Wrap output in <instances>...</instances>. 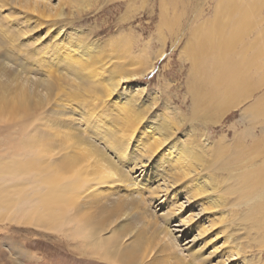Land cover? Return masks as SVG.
Masks as SVG:
<instances>
[{
	"label": "bare ground",
	"instance_id": "bare-ground-1",
	"mask_svg": "<svg viewBox=\"0 0 264 264\" xmlns=\"http://www.w3.org/2000/svg\"><path fill=\"white\" fill-rule=\"evenodd\" d=\"M58 4L0 0V9L26 11L28 24L27 32L12 33L0 21V214L51 235L78 259L96 257L101 264H225L224 258L244 254L252 243L264 245V129L259 136L252 134L264 126V19L255 16L264 1L218 0L211 16L197 14L201 22L181 50L191 64L194 103L185 132L178 110L167 105L150 112L157 97L147 99L144 89L133 86L147 71L138 67L146 60L137 54L135 38L122 35L100 42L83 29L65 31L58 23L67 22L66 5L79 15L90 4ZM27 12L37 14L41 25L53 20L57 42L44 46L47 52L31 40L34 34L25 38L37 30ZM166 15L163 24L173 27L178 19L169 22ZM181 33L173 38L174 50L185 36ZM256 77L259 81L251 80ZM124 82L130 84L124 88ZM251 100L242 110L251 128L236 132L234 144L225 135L209 140L211 125L221 124L231 110ZM43 120L71 127L48 126L46 135L38 134L35 129ZM196 123L204 129L197 130ZM150 143L153 154L167 144L149 163L145 152ZM117 167L118 183L125 186L102 190L105 173ZM125 172L132 188L127 187L130 177L122 178ZM185 173L198 177L173 189L158 215L156 187L168 180L183 182ZM194 191L197 196L207 192L209 198L187 209H211L190 225L195 236L208 225L204 231L217 227L213 235L223 229L226 237L224 250L215 255L207 248L210 236L202 239L205 244L196 241L182 249L183 240L173 230L177 216H164ZM179 247L182 253L173 259Z\"/></svg>",
	"mask_w": 264,
	"mask_h": 264
},
{
	"label": "rangeland",
	"instance_id": "rangeland-1",
	"mask_svg": "<svg viewBox=\"0 0 264 264\" xmlns=\"http://www.w3.org/2000/svg\"><path fill=\"white\" fill-rule=\"evenodd\" d=\"M41 1L47 2L48 5L51 7L53 6V8L59 5V0ZM87 1L90 4L88 9L79 15L74 14V9L66 5L65 12L68 16L67 22L65 21L63 24L58 23V25H63L65 31H68L70 27L83 29L94 41L98 40L104 42L111 37L118 38L122 35L123 37L127 36L126 38H135L136 47L138 49L140 48L136 50V52L138 51L137 54L140 56L143 55L144 57L146 56L145 58L141 56L146 62H143V64L140 65L141 67H138L144 68L147 71H142L141 75L138 77V81L134 82L133 86H138L137 89H144L147 99L157 97V112L164 111L167 105L178 110L185 118L181 132L188 131L190 125L189 120L192 117V104L194 105L189 91L192 69L189 60L181 55V50L191 35L190 32L192 27L201 22L199 18L196 19L197 14H201L200 17H203L202 19L211 16L218 0ZM164 8H168V11L164 10ZM258 8L261 10L255 11V16L263 20L264 6ZM25 12L26 11L19 8L11 9L10 6L0 9V21L4 23L3 27L5 29L8 28L7 30L11 29L12 33L17 30L27 32L28 24L25 21ZM27 13L32 17L31 23L33 26H37V30L33 33L34 35L32 34V38L31 35L29 36V33H26L25 38H28V41L31 38L35 45L39 46V49L43 50V52H47L48 48L44 46L48 45L47 47H50L57 42H54V29H51L53 20L49 19L47 22L48 24L41 25L37 21V19H39L37 14ZM162 14L164 16L167 14L166 16L169 22L173 20L174 17V19H178V22L181 23L178 24V22H176L173 27L170 26L167 28V26L163 24L166 18ZM163 17L165 19H163ZM181 30V34L185 36L182 37L180 45L174 50L172 48L173 38ZM164 39H166L165 46L163 44ZM44 40L48 43L42 44ZM51 42L54 43L52 44ZM16 44H22L21 40H18L17 37ZM162 51H164L162 57H158ZM147 58L149 59L147 60ZM148 71L151 73L148 74ZM258 79L259 78L256 77L251 80L259 81ZM129 84V82L125 83L123 85L124 88ZM255 96H259V93L255 92ZM252 102V100L248 101L240 108L231 110L221 124L211 125L207 131L209 140L217 142L220 140L221 136L225 135L228 140L234 144L235 133L242 132L252 126L249 117L242 113V110ZM193 126H195L197 130L204 129L201 123H196V125ZM263 129L264 126L258 125L252 134L259 136ZM230 153L231 151H229V154ZM165 199L166 198H163V204L159 202L160 200H157L154 205V207L157 208L158 215L162 214L165 207L168 206ZM181 200H184V198L182 197L180 201ZM187 208L180 216H177L173 230L183 228L182 225H179V220L187 214L192 213V211H189ZM242 210L243 209L239 211L242 212ZM246 227H249L248 223ZM190 229L191 226L183 228L180 232L174 231L176 236L183 240V244L181 243V245L184 250L193 245L192 239L196 235L195 230ZM217 229V227L214 228L215 231ZM243 232L244 231H241L240 235ZM214 233L215 232L208 235V237L210 236V240L214 237ZM210 240L206 238L207 242ZM55 241L56 240L51 235L39 232L32 227L18 226L10 220V217L0 214V264H15V253H19L20 257L26 261L31 259L35 260L36 264H76V261L80 260L76 255L75 257L66 246H60ZM201 241L205 244L204 240H197L198 246L201 244ZM238 242H240V240ZM221 243L222 241H216L214 243L216 244L215 247ZM212 245L211 243L208 245L207 248H209V251H213V248H210ZM251 245L252 248L245 249V253L237 256L238 259L235 261L226 259L227 257L224 258L226 261L225 264H264V245L258 243H252ZM224 248L225 247H223L222 250H224ZM216 262L217 261H214L215 264Z\"/></svg>",
	"mask_w": 264,
	"mask_h": 264
},
{
	"label": "snow or ice",
	"instance_id": "snow-or-ice-1",
	"mask_svg": "<svg viewBox=\"0 0 264 264\" xmlns=\"http://www.w3.org/2000/svg\"><path fill=\"white\" fill-rule=\"evenodd\" d=\"M17 7H19V5H17ZM33 32L29 33V36L32 35ZM127 82V81H125ZM124 82V83H125ZM157 107V105L153 104L152 108L150 109V112L155 109ZM147 119V118H146ZM146 119H144V122L146 121ZM143 122V123H144ZM142 123V124H143ZM141 124V126H142ZM52 127L54 129H59V130H65L68 129L69 126L66 123H52V122H48L43 120L41 122L40 125H38L35 129V132L38 134H42V135H46V133L43 131V129L45 127ZM132 139L135 138V136L130 137ZM153 143V142H152ZM152 143H150V145L146 146V152H145V157L148 160V162H151V159L159 154L160 151L163 150V147L168 143H165L163 147H159L158 146V150L154 151V154L152 151H149L150 146L152 145ZM147 164L142 165V167H147ZM117 173H119V167H117L116 172H107L105 173V176L107 177V180L104 182V186L102 190L105 189H109V188H114L117 185H121V186H125L124 184L118 183V180L120 178H118ZM129 174L128 173H123L122 178H129ZM198 177L196 173H192L191 175H188L187 173H185V178L183 180V182H177V181H165L162 185L157 186L155 189V198L159 199L161 204H163L164 200L163 198L167 197L168 194H170L172 192L173 189H175L176 187H178L180 184L187 182L193 178ZM134 182L131 180L130 177V182L127 184V187L132 188L134 186ZM196 193V191L192 192L190 195L186 196L184 198V200L179 201L178 203H176L175 205H173L170 209H168L167 213L164 214V216H168L169 214L171 216H180V214L182 212H184V210L191 205L192 203H194L197 200H203L206 198H209V194L207 192L203 193L202 195H194ZM153 195V191L151 192V196ZM211 211V209L207 208L206 206L202 207L198 212L195 213H189L186 216H184L182 219L179 220V225H182L183 228H187L190 225L194 224L197 220L200 219L201 216L208 214ZM123 226V224H121V227ZM183 228H177L174 231L180 232L183 230ZM208 228V225L203 227L202 230H200L197 234V236H195L192 240V243H195L197 240H201L203 238H205L206 236H208L210 233L216 232L214 229H209V231H204V229ZM222 232L223 229L220 230L219 233H217L212 240L209 242L211 244H214L216 241H222L221 244H219L214 250H213V255H215L216 253H219L220 251H222L223 246L226 243V237L222 236ZM174 241L176 242L177 245V240H176V236L173 237ZM7 246V245H6ZM180 248V247H179ZM182 253V249L180 248V251H174L172 258L173 259H178L180 257ZM29 255V253H28ZM16 256V260H15V264H36L35 260H24L20 257L19 253H15ZM238 258L235 256H231V260L235 261ZM76 264H101V261L99 260V258L96 257H91V258H83L80 259L78 261H76ZM153 264H155V262H153Z\"/></svg>",
	"mask_w": 264,
	"mask_h": 264
}]
</instances>
